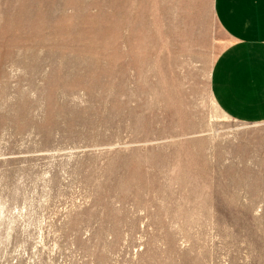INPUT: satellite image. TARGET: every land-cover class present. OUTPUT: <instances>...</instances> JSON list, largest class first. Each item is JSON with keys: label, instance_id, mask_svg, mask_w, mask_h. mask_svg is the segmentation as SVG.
Listing matches in <instances>:
<instances>
[{"label": "rangeland", "instance_id": "rangeland-1", "mask_svg": "<svg viewBox=\"0 0 264 264\" xmlns=\"http://www.w3.org/2000/svg\"><path fill=\"white\" fill-rule=\"evenodd\" d=\"M229 44L214 0H0V264H264Z\"/></svg>", "mask_w": 264, "mask_h": 264}, {"label": "crops", "instance_id": "crops-1", "mask_svg": "<svg viewBox=\"0 0 264 264\" xmlns=\"http://www.w3.org/2000/svg\"><path fill=\"white\" fill-rule=\"evenodd\" d=\"M214 12L230 40L213 67L214 99L233 120L264 122V0H214Z\"/></svg>", "mask_w": 264, "mask_h": 264}]
</instances>
